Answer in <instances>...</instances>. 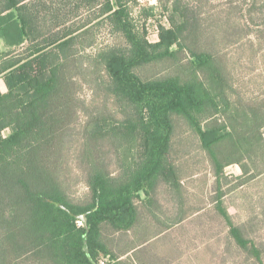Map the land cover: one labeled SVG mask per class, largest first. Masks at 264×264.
I'll return each instance as SVG.
<instances>
[{
	"label": "trees",
	"instance_id": "trees-1",
	"mask_svg": "<svg viewBox=\"0 0 264 264\" xmlns=\"http://www.w3.org/2000/svg\"><path fill=\"white\" fill-rule=\"evenodd\" d=\"M123 1L0 0V264H145L143 249L201 208L209 175L231 235L264 264L224 205L227 166L240 167L241 184L264 174V95L241 92L236 61L221 50L250 32L249 19L217 27L174 6L152 42ZM84 3L100 6L118 35L88 55L92 64L86 29H40ZM81 79L94 84L88 102Z\"/></svg>",
	"mask_w": 264,
	"mask_h": 264
},
{
	"label": "rangeland",
	"instance_id": "rangeland-1",
	"mask_svg": "<svg viewBox=\"0 0 264 264\" xmlns=\"http://www.w3.org/2000/svg\"><path fill=\"white\" fill-rule=\"evenodd\" d=\"M74 2L77 5L78 2ZM123 3L129 8L136 29L144 32L152 42L158 40L160 25H169L168 16L174 6L183 9L189 5L200 10V15L207 17L206 23L217 27L226 22L230 25L241 23L242 15L245 14L250 21V32L231 35L234 38L223 43L221 50L236 61L234 75L241 92L247 96L264 95V0H124ZM60 13V18L41 22L40 29H47L44 37L55 36L51 32L53 29L57 32L74 29L77 33L86 29L81 37L86 39V43L92 42V46L84 47V62L92 64L93 59L88 55L112 44L118 37L106 16L101 14L100 6L84 3L75 8L68 5ZM5 90L4 80L0 79V92ZM93 90L94 84L81 79L78 91L80 98L85 102L90 101ZM83 119L84 115L81 114L80 120ZM191 139L190 134L180 137L181 151L190 152ZM206 166L207 162L204 161L199 169L204 167V173L208 174ZM226 172L230 178L224 182L227 192L224 205L242 234L264 250V174L241 184V180L236 177L241 173L237 164L227 166ZM213 181V176L209 175L203 186V205L195 214L143 249L145 264H257L237 244L226 220L215 209L212 203L215 193ZM199 183L195 180L190 184L191 193L198 192L201 188ZM72 189L78 197H83L87 192L85 183L79 180L73 183Z\"/></svg>",
	"mask_w": 264,
	"mask_h": 264
},
{
	"label": "water",
	"instance_id": "water-1",
	"mask_svg": "<svg viewBox=\"0 0 264 264\" xmlns=\"http://www.w3.org/2000/svg\"><path fill=\"white\" fill-rule=\"evenodd\" d=\"M77 217L84 221L85 223H87V216H86V213H83V214H78Z\"/></svg>",
	"mask_w": 264,
	"mask_h": 264
}]
</instances>
